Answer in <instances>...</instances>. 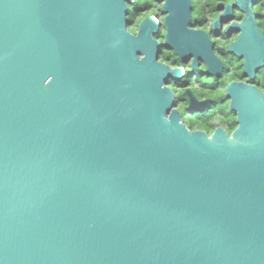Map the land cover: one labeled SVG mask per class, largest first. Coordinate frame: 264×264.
<instances>
[{
    "label": "water",
    "instance_id": "water-1",
    "mask_svg": "<svg viewBox=\"0 0 264 264\" xmlns=\"http://www.w3.org/2000/svg\"><path fill=\"white\" fill-rule=\"evenodd\" d=\"M134 1L0 0V264H264V107L245 86L232 135L169 114Z\"/></svg>",
    "mask_w": 264,
    "mask_h": 264
},
{
    "label": "flooded vegetation",
    "instance_id": "flooded-vegetation-1",
    "mask_svg": "<svg viewBox=\"0 0 264 264\" xmlns=\"http://www.w3.org/2000/svg\"><path fill=\"white\" fill-rule=\"evenodd\" d=\"M135 1L134 34L144 19L153 17L157 61L180 70L166 83L174 97L169 114L176 110L190 130L211 136L221 128L232 135L241 124L245 86L253 101L248 107H264V0ZM180 25L183 56L168 42L169 31L176 39L174 29Z\"/></svg>",
    "mask_w": 264,
    "mask_h": 264
},
{
    "label": "trees",
    "instance_id": "trees-1",
    "mask_svg": "<svg viewBox=\"0 0 264 264\" xmlns=\"http://www.w3.org/2000/svg\"><path fill=\"white\" fill-rule=\"evenodd\" d=\"M136 1L130 5V9H129V14H128V18L129 21L131 23V31L134 33L135 32V28L134 26H132L136 20Z\"/></svg>",
    "mask_w": 264,
    "mask_h": 264
}]
</instances>
